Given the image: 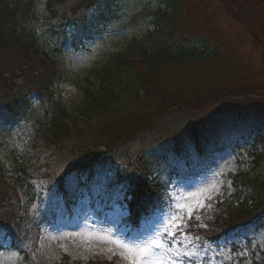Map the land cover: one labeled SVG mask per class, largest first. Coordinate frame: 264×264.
Wrapping results in <instances>:
<instances>
[{"label": "rangeland", "instance_id": "obj_1", "mask_svg": "<svg viewBox=\"0 0 264 264\" xmlns=\"http://www.w3.org/2000/svg\"><path fill=\"white\" fill-rule=\"evenodd\" d=\"M76 1L79 0H67L59 10L67 12ZM165 1L169 0H116L114 11L109 15L111 22L102 32L75 45L68 42L62 48L56 63L61 82L55 90L53 104L32 99L31 109L19 121L9 124L0 119V189L17 187L12 201L15 207L9 205V209L14 212L18 203L28 218L27 227L18 230V247L11 246L9 238L0 239V264H131L127 250L115 241L142 245L157 238V233L167 250H153L164 264H264V227L254 235L251 249H240L235 254L229 246L230 242L238 241L233 235L225 243L211 245L195 238L197 233L189 226H183L189 218L201 220L214 200L229 194L231 175L245 171L251 164L252 136L246 143V139L238 138V134H247L245 129L221 134L217 140L220 149L213 154L209 167L197 176L192 174L194 165L184 160L173 162L167 157L163 167L177 166L191 175L172 178L168 188L171 207L156 212L138 229L124 224L126 207L114 204L106 208L92 202L87 194L74 199L76 203L70 213L61 207L60 193L57 194L53 184L58 176L79 163L71 153L73 149H83L90 142L110 143L109 132H121L128 138L109 158L131 167V160L139 152L159 154L167 138L184 132L191 114L199 116L205 111L206 120L240 103L264 100V92L256 90L264 87V0H177L174 5L178 14L166 27L172 32L171 41L204 40L217 50V57L185 64L164 61L156 64L157 71L138 64L132 69L136 80L144 71L141 77L146 79L143 85L146 91L142 97L128 104L126 92L118 88L119 105L125 102L124 107L111 108L90 124L82 122L86 98L79 84L85 86L87 71L101 67L116 55L132 54L130 48L134 44L139 46L143 42L152 46L146 40L147 33L153 28L157 8ZM41 10L42 7L36 9L39 17ZM36 33H40L38 29ZM19 54L0 48V70L19 68L23 62ZM90 89L96 90L97 84H92ZM169 93L173 97L165 102H183L184 110L162 109L161 101ZM139 113L155 116L154 123L141 120L142 128L124 129L129 119L141 118L137 116ZM63 114L82 119L77 118L69 138L54 149V140L48 132L49 120L65 117ZM145 129L148 131L139 132ZM29 185L36 192L33 199L25 193ZM68 191L69 197L78 196L74 189ZM17 194L24 197L19 198ZM103 197L110 203L118 198L114 195L108 198L107 194ZM189 207L193 209L191 216ZM8 221L12 222L11 218Z\"/></svg>", "mask_w": 264, "mask_h": 264}, {"label": "trees", "instance_id": "obj_2", "mask_svg": "<svg viewBox=\"0 0 264 264\" xmlns=\"http://www.w3.org/2000/svg\"><path fill=\"white\" fill-rule=\"evenodd\" d=\"M66 1L0 0V48L4 51H16L17 54L20 52L19 56L23 58L19 68L0 70V119L7 123L19 121L31 109L32 99L39 103L53 104L55 90L61 82V73L56 63L62 55V48L68 42L75 45L102 32L111 22L109 15L113 13L116 4V0H79L67 12L60 11L59 8ZM176 1H165L163 6L157 8V15L152 20L153 28L146 37V40L152 42V46L142 44L143 42L142 45L139 44L140 47L134 44L130 48L132 54L116 55L101 67L87 71L85 86L79 84V87H83L86 98L81 113L85 120L82 122L90 124L101 113L114 107H124L126 101L132 104L138 97H142L146 91L143 86L146 79L141 77L144 71L137 75L141 76L136 80L132 69L138 64L157 71L156 64L164 61L185 64L217 57V50L208 46L204 40L183 38L178 42L171 41L172 32L167 31L166 27L178 14L174 5ZM38 7H42L41 17L36 11ZM37 29L43 35L36 33ZM39 37L43 39V43ZM92 84H97L96 90L90 89ZM118 88L126 92V100L120 105ZM256 90L264 92V87ZM168 97L173 95L169 93L161 101L162 109L179 112L185 109L183 102H165L171 100ZM157 106L159 108V104ZM146 114H137L141 117L139 120L129 119V123L124 124V129L142 128L141 120L152 125L155 116L146 117ZM205 115V111L199 116L197 113L191 114L183 127L184 132L167 138L166 145L159 154L153 151L139 152L131 160V167L109 158L128 138L121 132H109L110 138L107 139H110V143L90 142L83 149H73L71 153L75 154L79 163L55 179L53 185L57 194L67 193L72 188L78 195L87 193L92 202H98L104 207L113 203L126 206L128 216L124 219L125 225L130 229H138L154 213L170 206L171 199L167 191L172 177L191 175L177 166L163 167L167 157L173 162L184 160L185 163L194 165L192 174L198 175L209 167L213 154L220 149L217 140L221 134L245 129L247 134H238V138H244V141L246 139V143L252 136V144H249L251 169L231 175V192L215 201L201 215V220L193 218L188 228L197 233L198 237L195 238L208 244L225 243L228 236L233 234L238 238V242L230 243L233 252H237L236 246L241 245L242 248L251 249L254 235L264 227V100L240 103L235 108L216 113L206 120ZM63 116L65 117H50L49 120L48 132L54 140V149L69 138L73 126L75 127L74 123L78 122L77 118L82 119L68 114ZM142 131L139 132L142 134L148 130ZM116 139L120 141L117 142ZM25 182L26 180L23 183ZM16 189L14 185H11L10 190L0 189V208L3 209V212L0 211V239L9 238L13 247H18V230L25 229L28 224L25 214L19 213L18 203L14 212L9 209V205H14L12 201L15 200ZM25 189V193L33 199L35 190L30 185ZM106 194L108 198L113 195L118 198L110 203L103 197ZM10 218L12 222L8 221Z\"/></svg>", "mask_w": 264, "mask_h": 264}, {"label": "snow or ice", "instance_id": "obj_3", "mask_svg": "<svg viewBox=\"0 0 264 264\" xmlns=\"http://www.w3.org/2000/svg\"><path fill=\"white\" fill-rule=\"evenodd\" d=\"M203 206V205H200ZM193 213V209L191 207L188 208V215L191 216ZM167 232V227L165 228ZM174 235V234H173ZM159 233H157V238L149 239L144 241L142 245L134 244L129 245L122 241H115V243L119 244L121 247L125 248L128 252V258L131 261V264H164V262L160 259H157V252L153 249H161L166 251L165 244L159 238Z\"/></svg>", "mask_w": 264, "mask_h": 264}]
</instances>
